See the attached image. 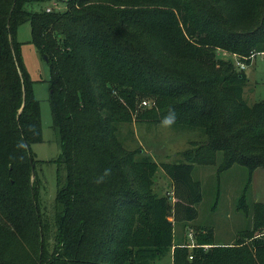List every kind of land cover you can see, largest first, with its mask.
Listing matches in <instances>:
<instances>
[{
    "label": "trees",
    "instance_id": "16d2710c",
    "mask_svg": "<svg viewBox=\"0 0 264 264\" xmlns=\"http://www.w3.org/2000/svg\"><path fill=\"white\" fill-rule=\"evenodd\" d=\"M49 1L0 0V264H157L166 250L171 264H264V201L248 202V184L235 206L251 225L233 241L216 242L204 226L193 242L180 241L174 230L196 217L194 164L217 173L239 164L248 180L264 169V99L248 103L243 69L217 54L249 64L264 52V0H62L63 10L28 9ZM24 22L47 57L60 141L48 208L38 203L31 150L42 140L40 106L16 38ZM144 99L152 103L141 108ZM134 119L205 135L180 161L161 163L171 195L153 189L159 164L123 143L120 129Z\"/></svg>",
    "mask_w": 264,
    "mask_h": 264
},
{
    "label": "rangeland",
    "instance_id": "374dc122",
    "mask_svg": "<svg viewBox=\"0 0 264 264\" xmlns=\"http://www.w3.org/2000/svg\"><path fill=\"white\" fill-rule=\"evenodd\" d=\"M65 2L49 1L33 3L28 9L36 10L50 6L59 10L65 8ZM16 38L20 41L22 61L29 77L32 79L33 93L39 101L42 140L31 144L35 158V171L40 176L42 184L39 189L38 203L42 208H48L53 202L56 192L55 159L60 152V141L52 127L48 100L49 69L44 56L30 41V26L28 22L20 24L16 29ZM217 54L223 57L236 55L221 50ZM264 53L257 52L251 57L249 64L243 69L246 82L244 85V98L248 103L264 99ZM146 104L142 101L139 107L143 108L152 102L148 99ZM123 143L141 151L138 155L149 156L158 164L154 175L153 189L159 194L171 195L170 180L161 166L162 162H178L182 159L181 152L191 147L190 141H202L205 135L197 128L173 127L168 123H146L132 120L121 127ZM219 160V156L217 158ZM192 177L199 180L201 187V200L195 204L196 217L188 223L174 224L178 240L193 242L198 233L197 226L210 227L216 242L229 243L233 241L238 232L251 225V216L236 210V200L242 193L246 184L247 200L250 204L255 201H264V169L256 168L248 180L247 169L239 164L231 166L217 173L214 164H194ZM173 200V198H172ZM172 218V217H170ZM206 233V232H204ZM207 245H205L206 247ZM157 264H171V253L166 250L158 256Z\"/></svg>",
    "mask_w": 264,
    "mask_h": 264
},
{
    "label": "built area",
    "instance_id": "2783aa9c",
    "mask_svg": "<svg viewBox=\"0 0 264 264\" xmlns=\"http://www.w3.org/2000/svg\"><path fill=\"white\" fill-rule=\"evenodd\" d=\"M50 6H46V10L47 11H49L50 10ZM260 53H264V52H260ZM254 55V54H253ZM252 55V56H253ZM263 58H264V54H263ZM234 63H235V65L238 67V68H240V69H244L245 68V63L243 62V61H240L239 59H237V58H235V60H234ZM142 103L143 104H146L147 103V101L146 100H142ZM189 257H191V255H189Z\"/></svg>",
    "mask_w": 264,
    "mask_h": 264
},
{
    "label": "water",
    "instance_id": "95a60500",
    "mask_svg": "<svg viewBox=\"0 0 264 264\" xmlns=\"http://www.w3.org/2000/svg\"><path fill=\"white\" fill-rule=\"evenodd\" d=\"M43 56H44V58L47 60V57H46V55L45 54H43ZM31 175H32V177L34 176V166H33V164L31 163Z\"/></svg>",
    "mask_w": 264,
    "mask_h": 264
}]
</instances>
